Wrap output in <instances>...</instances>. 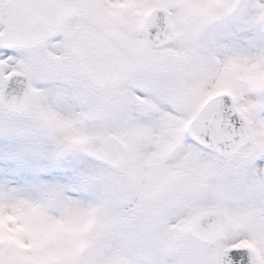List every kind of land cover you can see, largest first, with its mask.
Returning <instances> with one entry per match:
<instances>
[{"label":"snow or ice","instance_id":"snow-or-ice-1","mask_svg":"<svg viewBox=\"0 0 264 264\" xmlns=\"http://www.w3.org/2000/svg\"><path fill=\"white\" fill-rule=\"evenodd\" d=\"M0 264H264V0H0Z\"/></svg>","mask_w":264,"mask_h":264}]
</instances>
